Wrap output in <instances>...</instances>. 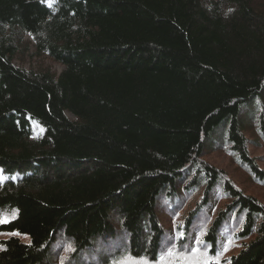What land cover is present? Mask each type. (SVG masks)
Masks as SVG:
<instances>
[{"label":"trees","instance_id":"16d2710c","mask_svg":"<svg viewBox=\"0 0 264 264\" xmlns=\"http://www.w3.org/2000/svg\"><path fill=\"white\" fill-rule=\"evenodd\" d=\"M26 35L59 74L16 62ZM263 91L264 0H0V233L29 236L1 239L0 264H47L58 241L63 264L97 242L100 263L161 262L158 201L176 216L202 186L178 230L192 264H264V202L203 156L227 129L264 186L240 114Z\"/></svg>","mask_w":264,"mask_h":264},{"label":"rangeland","instance_id":"374dc122","mask_svg":"<svg viewBox=\"0 0 264 264\" xmlns=\"http://www.w3.org/2000/svg\"><path fill=\"white\" fill-rule=\"evenodd\" d=\"M25 40L30 46L27 49L25 54H23L20 58H17L16 62L25 68H32L36 71L42 70H51L59 73L61 69H63V65L54 62L49 56L38 57L36 55H31L32 51H34V47L32 44V39L29 35L25 36ZM264 91L262 95L254 97L249 102H247L243 107L240 114H242L241 118H243V131L248 135L247 149L249 155L255 158L256 162L259 165V169L264 171V129L259 128L260 124V115L261 111L264 108ZM257 123V125H256ZM258 133V134H257ZM207 146H209V150L207 148V153L204 156L206 160H208L215 167H218L224 170L226 175L231 179L235 184L240 187L246 194H252L258 196L264 202V186L260 184L251 170L240 162L241 159L237 154L232 152L229 147V141L227 138V129L224 131L220 130L218 127L217 133L209 138V141L206 142ZM219 146H222L219 148ZM250 174H248V171ZM1 172V169H0ZM220 186V185H219ZM218 186V187H219ZM184 192V189L181 193ZM202 192H204V186H202L197 193L186 195L185 200L180 207V213L176 216H171L168 214H164L166 211V205L164 203V199H160L157 203V213L158 220L159 216L162 218L163 223L169 228V232L166 231L165 234L170 236L171 239H174L173 245H170L169 254L163 259L161 262H151L147 260V258H131L128 256H123L121 254H116L106 263H100L99 260L104 256H109L115 253L113 250V246L107 247L101 242H97L94 247L88 249L85 253L81 252L80 257L78 259L84 260L80 264H88L89 261L94 262L93 264H139L141 260H147L149 264H192V257L190 254V250L186 248H180L177 244L178 240V230L179 225H182V219L185 217L188 212L195 207L196 203L201 198ZM180 193V194H181ZM225 204L224 200H218L216 204L211 205L209 208H206L202 213L205 216L201 219H197L196 224H205L209 221V218L213 217L216 211L223 207ZM13 212H8L4 217L11 218L13 217ZM160 223V222H159ZM8 236V233H0V239ZM57 242V241H56ZM60 241L55 243L50 251L49 263L47 264H63V252L58 254L57 247L60 245ZM240 248L239 244L232 245L228 255L232 253H236ZM76 259V260H78ZM75 258H72L70 264H74L76 262Z\"/></svg>","mask_w":264,"mask_h":264},{"label":"snow or ice","instance_id":"6c2138e0","mask_svg":"<svg viewBox=\"0 0 264 264\" xmlns=\"http://www.w3.org/2000/svg\"><path fill=\"white\" fill-rule=\"evenodd\" d=\"M10 222V220L7 217H4L2 214H0V223H8ZM19 233H13V235H18ZM225 251L227 250V248L224 249ZM213 259H217L218 257H213ZM139 264H149V262L147 260H141L139 261ZM229 264H231V261L229 260Z\"/></svg>","mask_w":264,"mask_h":264},{"label":"bare ground","instance_id":"6f19581e","mask_svg":"<svg viewBox=\"0 0 264 264\" xmlns=\"http://www.w3.org/2000/svg\"><path fill=\"white\" fill-rule=\"evenodd\" d=\"M170 196V195H169ZM155 224V223H154Z\"/></svg>","mask_w":264,"mask_h":264}]
</instances>
